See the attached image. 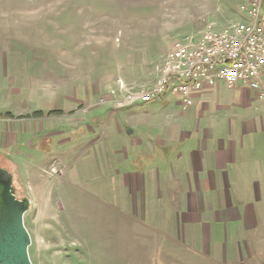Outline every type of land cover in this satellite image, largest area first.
<instances>
[{"label":"crops","instance_id":"crops-1","mask_svg":"<svg viewBox=\"0 0 264 264\" xmlns=\"http://www.w3.org/2000/svg\"><path fill=\"white\" fill-rule=\"evenodd\" d=\"M15 78L0 74V165L13 175L49 162L76 181L118 183L135 215L181 244L221 262L264 261L260 91L220 82L186 108L168 91L121 107L92 103L78 117L84 94L30 91Z\"/></svg>","mask_w":264,"mask_h":264},{"label":"rangeland","instance_id":"rangeland-1","mask_svg":"<svg viewBox=\"0 0 264 264\" xmlns=\"http://www.w3.org/2000/svg\"><path fill=\"white\" fill-rule=\"evenodd\" d=\"M239 2L0 0L1 78L13 72L30 91L40 85L84 94L78 117L92 103L121 107L128 93L155 83L175 40L208 23L240 20ZM48 163L36 165L37 175H13L18 197L30 199L24 220L33 264H242L210 259L155 229L118 195V183L76 181L67 167Z\"/></svg>","mask_w":264,"mask_h":264},{"label":"built area","instance_id":"built-area-1","mask_svg":"<svg viewBox=\"0 0 264 264\" xmlns=\"http://www.w3.org/2000/svg\"><path fill=\"white\" fill-rule=\"evenodd\" d=\"M263 1L240 0V20L224 27L208 23L198 33L175 40L155 83L128 93L118 105L151 102L169 91L186 108L195 94L220 82L229 87L247 85L264 96ZM119 89L126 91L127 87L120 83Z\"/></svg>","mask_w":264,"mask_h":264},{"label":"water","instance_id":"water-1","mask_svg":"<svg viewBox=\"0 0 264 264\" xmlns=\"http://www.w3.org/2000/svg\"><path fill=\"white\" fill-rule=\"evenodd\" d=\"M30 199L18 197L13 173L0 166V264H33L25 225Z\"/></svg>","mask_w":264,"mask_h":264},{"label":"trees","instance_id":"trees-1","mask_svg":"<svg viewBox=\"0 0 264 264\" xmlns=\"http://www.w3.org/2000/svg\"><path fill=\"white\" fill-rule=\"evenodd\" d=\"M35 114L40 115V114H42V111H37V112H35Z\"/></svg>","mask_w":264,"mask_h":264}]
</instances>
